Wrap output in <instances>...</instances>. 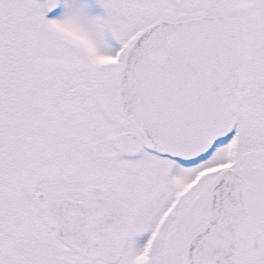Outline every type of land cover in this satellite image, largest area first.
Segmentation results:
<instances>
[{
    "label": "snow or ice",
    "instance_id": "snow-or-ice-1",
    "mask_svg": "<svg viewBox=\"0 0 264 264\" xmlns=\"http://www.w3.org/2000/svg\"><path fill=\"white\" fill-rule=\"evenodd\" d=\"M0 264H264V0H0Z\"/></svg>",
    "mask_w": 264,
    "mask_h": 264
}]
</instances>
